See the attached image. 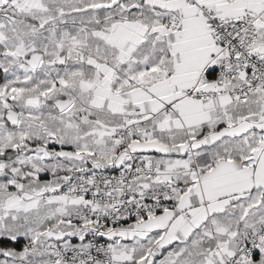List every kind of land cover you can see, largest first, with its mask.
Returning <instances> with one entry per match:
<instances>
[{"label":"snow or ice","instance_id":"6c2138e0","mask_svg":"<svg viewBox=\"0 0 264 264\" xmlns=\"http://www.w3.org/2000/svg\"><path fill=\"white\" fill-rule=\"evenodd\" d=\"M0 264H264V0H0Z\"/></svg>","mask_w":264,"mask_h":264}]
</instances>
